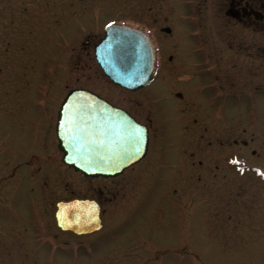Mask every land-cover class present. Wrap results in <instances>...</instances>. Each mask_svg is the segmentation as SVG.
Here are the masks:
<instances>
[{"label": "rangeland", "instance_id": "374dc122", "mask_svg": "<svg viewBox=\"0 0 264 264\" xmlns=\"http://www.w3.org/2000/svg\"><path fill=\"white\" fill-rule=\"evenodd\" d=\"M198 1L207 19L222 0H0V264H264V89L247 93L255 78L264 86V60L234 80L244 96L217 101L209 73H194L207 51L189 36ZM113 23L149 29L160 45V74L138 93L94 61ZM78 87L151 125L147 158L117 179L90 183L57 159L30 164L54 146L57 109ZM94 187L113 190L106 230L58 236L53 202Z\"/></svg>", "mask_w": 264, "mask_h": 264}, {"label": "water", "instance_id": "95a60500", "mask_svg": "<svg viewBox=\"0 0 264 264\" xmlns=\"http://www.w3.org/2000/svg\"><path fill=\"white\" fill-rule=\"evenodd\" d=\"M105 75L129 91L146 87L155 71L156 50L150 36L125 25H111L96 47ZM57 136L62 161L86 177H117L141 161L149 147V132L126 111L86 90L71 91L58 116ZM54 226L82 238L101 231V207L94 199L72 198L54 205Z\"/></svg>", "mask_w": 264, "mask_h": 264}, {"label": "flooded vegetation", "instance_id": "af4514ba", "mask_svg": "<svg viewBox=\"0 0 264 264\" xmlns=\"http://www.w3.org/2000/svg\"><path fill=\"white\" fill-rule=\"evenodd\" d=\"M201 5H205V3L203 2L199 5L198 15L205 10ZM207 26H210L209 32ZM198 30L200 34H196V30L190 34L191 43L197 40L203 43V45L208 47L209 52L219 54L223 64V67H219L223 70L222 72L216 66L214 68L216 71L212 74L216 76L214 77L216 81L220 80V89L228 91V93L225 92L226 98L224 100L243 96L244 88H242V85H237L234 80L237 78L241 81L242 75L246 74V72L254 73L255 68L259 67L258 62L260 63V59L264 60V0H222L219 3H214L213 7L209 8L207 19L199 18ZM168 35L173 36V33ZM159 52H161L160 48ZM236 58H239L237 60L244 63L245 67L237 68ZM205 69L208 70V68ZM241 69L246 72H241ZM225 74L235 76L232 79H226L223 76ZM229 79L233 81L228 83ZM239 87H241V90H237ZM248 87H250V90H247V93L258 90L254 86V82L249 83ZM177 96L183 99L182 94ZM113 104L119 106L115 103ZM149 128L151 129V126ZM193 156L192 154V159L194 158ZM112 192V189L94 187L89 190L86 196H97V199L104 207L106 199H108V202L111 201L110 194ZM1 203L2 201H0Z\"/></svg>", "mask_w": 264, "mask_h": 264}]
</instances>
